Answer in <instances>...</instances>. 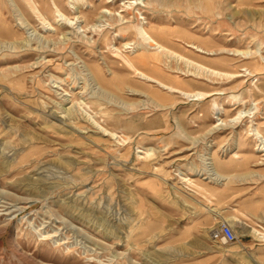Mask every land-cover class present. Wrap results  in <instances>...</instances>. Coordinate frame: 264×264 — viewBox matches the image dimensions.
Segmentation results:
<instances>
[{"label":"rangeland","instance_id":"1","mask_svg":"<svg viewBox=\"0 0 264 264\" xmlns=\"http://www.w3.org/2000/svg\"><path fill=\"white\" fill-rule=\"evenodd\" d=\"M148 1L131 21L143 14L216 49L259 50L257 77L205 79L181 65L176 86L223 93L168 95L164 108L129 86L109 94L86 64L123 76L118 48L133 39L116 33L120 0H0V28L11 32H0V264H264V239L251 233L264 232V157L249 133H264V0ZM85 19L96 28L81 33ZM170 42L186 54L178 35ZM217 56L234 60L217 69L241 74L253 59ZM216 162L226 169L214 181ZM232 216L238 240L212 241Z\"/></svg>","mask_w":264,"mask_h":264},{"label":"bare ground","instance_id":"2","mask_svg":"<svg viewBox=\"0 0 264 264\" xmlns=\"http://www.w3.org/2000/svg\"><path fill=\"white\" fill-rule=\"evenodd\" d=\"M120 2H121L120 8L123 10V12L126 15L125 16L120 15L119 22L121 23V25L118 26L119 28L117 29L116 33L119 34L121 37H129L133 39L125 43L122 48H118V50L122 54V59L119 60V62L117 63L115 67H117V71L119 69L122 71L123 76L116 77L117 75L116 69L109 68V71L111 72L113 77L111 79H108L106 72L100 65L86 64L89 69H87V67L85 66L87 71L88 70L90 71L88 72L93 76L95 82L98 84V86H100L103 89V91L111 94L110 91L114 92V89H122L124 86H129L130 92L132 93L133 96H141V97L147 96L153 99L158 104L157 106L159 108H164L165 103L167 102L168 95H181L185 97L186 99L195 98V99H198V101H205L213 95H218V94L223 93L221 91L211 92L210 90H209L210 92L201 91V92L193 93V92L183 90L179 86H176L175 82L177 81L176 77L178 76L174 77L172 74L177 73L178 71H181V70L184 71L181 65H184L188 69L187 72H191L194 70L196 71V74L198 76L204 77L205 79L206 78L208 79L216 78L220 80L227 79L228 81H230V80H236V79H242V78L244 79V78H250V77L251 78L257 77L258 71L261 66L258 60H256V55L260 54L259 50H257L255 53H250V52H244V51L228 52L226 50L216 49L218 47H215L214 43L211 40H209V38H207L208 40L201 41L200 39H198L199 37L196 38L190 32H187V31L180 32L178 28L172 29L169 26L161 27L151 22V20L145 17L143 14H142L143 17L139 19L140 21H137L134 23L133 21L129 19L130 10L135 9L139 11L143 8L144 9H149L150 7L153 8L155 6V3H153L152 1L146 2V0H120ZM204 2L205 1H201L203 8L212 6L211 4H208L209 6H204L205 5ZM103 13L110 14V15L112 14L110 10H107ZM139 14L141 15V13ZM41 16L43 17V15ZM43 20L44 22H46V18H43ZM89 21L85 19L84 26L79 27L80 31L81 30L83 31L81 33H86L88 30L96 28L95 25H92ZM69 24L71 26H74V21H71ZM49 25L51 28H54L51 24ZM1 31H4L5 33H11L9 29L0 28V32ZM109 34L110 32H108L103 37V43L105 45L109 43ZM177 35H178V38L182 39L185 42V44H187L186 48L184 49L186 54H181L177 52L175 48H173L170 42V40L172 38H175ZM87 42L90 43L89 40ZM225 52L226 54L239 57L242 59L253 58L251 59L252 61L251 65L249 67H242L241 72H243L244 74H241L240 72L232 73V72L219 70L215 67L217 64L218 65L222 64V65H225L226 67H231V62L234 61L233 59L226 58V57L218 58V59L215 58V57H218L217 56L218 54H224ZM252 55H254L255 57H253ZM233 99L237 100L238 98L233 97ZM99 100L97 99V101H94L92 104H96L99 107H102L103 104L100 103ZM86 105L87 104H85V106ZM101 110H100V113L102 115L107 116L108 118H112L114 120L120 121L119 118H116L110 115L109 111H101ZM85 112L89 120L93 121V123L96 126H98L105 133L106 136H110L113 139L119 138L118 133L101 127L100 124L96 121V119L87 110H85ZM219 113L220 112L216 114H219ZM203 116H207V114L205 113ZM243 116H244V113L241 112L239 114V117L236 120L241 119ZM156 120L158 119L157 118L154 119L152 123L147 124L146 126L144 125V127L146 129H151V128L153 129L154 125L158 123ZM217 122L228 124V121L226 122L222 120L220 117L217 118ZM232 122L234 121L232 120ZM138 125L139 124L136 123L135 121L125 122L126 128L132 129V128H136ZM218 126L220 127V125ZM250 132L258 143L256 151L260 154L262 153V157H264V133L259 127L256 129H253L252 131H249V133ZM215 169L217 171L214 173H213L214 170L212 171L211 169L213 174H211L208 171V173L211 174L210 178L212 180L217 181L219 180V178H222V177L225 178V176L220 174V171H223L224 169H226L225 166H221L216 162ZM188 181H190V179ZM261 195L264 200V193L262 192ZM262 204H264V201ZM232 219L236 220L237 217L235 216H232L231 218L223 217V222L231 223L232 225V222H231ZM239 221L236 220V222L240 223ZM251 233L258 239H264V232H260L256 229H253L252 227Z\"/></svg>","mask_w":264,"mask_h":264},{"label":"built area","instance_id":"3","mask_svg":"<svg viewBox=\"0 0 264 264\" xmlns=\"http://www.w3.org/2000/svg\"><path fill=\"white\" fill-rule=\"evenodd\" d=\"M238 240L233 228L226 222H221L217 229L212 232V241L217 244H233Z\"/></svg>","mask_w":264,"mask_h":264}]
</instances>
